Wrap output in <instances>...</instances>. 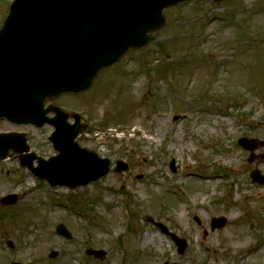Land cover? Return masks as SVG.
<instances>
[{
	"label": "rangeland",
	"instance_id": "obj_1",
	"mask_svg": "<svg viewBox=\"0 0 264 264\" xmlns=\"http://www.w3.org/2000/svg\"><path fill=\"white\" fill-rule=\"evenodd\" d=\"M12 1L0 0V27ZM263 6L227 0L168 10L157 43L131 53L159 77L132 61L103 73L87 93L58 99L88 125L82 147L131 170L72 193L37 182L13 159L1 162L0 199L16 194L19 204L0 206V264H96L82 258L85 249L106 250L103 264H264V186L249 177L264 173V147L250 162L237 145L243 137L264 143ZM8 131L26 134L40 157L54 156L51 127L0 121V134ZM218 216L227 224L210 232ZM148 217L186 241L183 255ZM60 224L73 243L55 235Z\"/></svg>",
	"mask_w": 264,
	"mask_h": 264
},
{
	"label": "water",
	"instance_id": "obj_2",
	"mask_svg": "<svg viewBox=\"0 0 264 264\" xmlns=\"http://www.w3.org/2000/svg\"><path fill=\"white\" fill-rule=\"evenodd\" d=\"M185 1L190 0H14L0 30V119L39 127L48 122L56 130L50 141L58 155L48 160L21 155L29 151L25 139L0 136V160L13 151L22 166L51 187L76 189L107 174L110 162L75 142L85 132L79 116L72 115L75 124L67 126L69 116L58 108L44 110V102L89 89L101 70L110 68L130 48H141L153 40L152 34L165 23L167 7ZM50 112L56 117L46 121ZM239 144L253 148L247 139ZM35 160L37 168L32 166ZM251 178L264 184L259 172H252ZM15 201L13 195L2 204ZM225 225V218H213L211 230ZM157 226L175 242L178 253H184L185 241ZM57 232L69 237L63 226ZM87 253L100 260L105 256L103 251ZM56 256L50 254V258Z\"/></svg>",
	"mask_w": 264,
	"mask_h": 264
},
{
	"label": "bare ground",
	"instance_id": "obj_3",
	"mask_svg": "<svg viewBox=\"0 0 264 264\" xmlns=\"http://www.w3.org/2000/svg\"><path fill=\"white\" fill-rule=\"evenodd\" d=\"M181 143H182V141L179 140V139H176V140L173 141V144H174V145H178V144L181 145ZM142 238H143V237L140 238V241H141V242H142ZM145 240H146V239H145Z\"/></svg>",
	"mask_w": 264,
	"mask_h": 264
},
{
	"label": "flooded vegetation",
	"instance_id": "obj_4",
	"mask_svg": "<svg viewBox=\"0 0 264 264\" xmlns=\"http://www.w3.org/2000/svg\"><path fill=\"white\" fill-rule=\"evenodd\" d=\"M257 152H259V153H261L260 151H257ZM259 153H257V154H259ZM260 155V154H259ZM263 155H260L259 157H262Z\"/></svg>",
	"mask_w": 264,
	"mask_h": 264
}]
</instances>
